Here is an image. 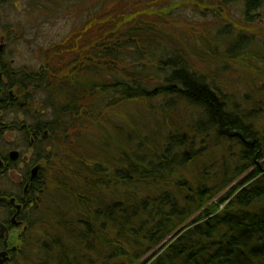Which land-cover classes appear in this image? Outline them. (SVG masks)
I'll list each match as a JSON object with an SVG mask.
<instances>
[{
    "label": "trees",
    "instance_id": "1",
    "mask_svg": "<svg viewBox=\"0 0 264 264\" xmlns=\"http://www.w3.org/2000/svg\"><path fill=\"white\" fill-rule=\"evenodd\" d=\"M241 2L246 20L264 6V0ZM99 12L93 24L102 18L103 34L91 42L95 29L83 21L56 45V58L46 73L15 71V80H8L10 86L0 96V123L12 115L11 130L19 129L15 104L23 98L35 121L30 131L47 133L45 140L32 145L31 161L40 169L28 191L32 207H26L23 241L29 246L22 247L35 249V262L29 264H264V112L231 103L178 54L134 57L142 41L137 32L153 25L140 16L146 11H120L107 21ZM228 23L222 29L231 33ZM248 45L244 36L232 39L229 59L250 53ZM123 56L132 69L152 62L165 74L162 84L146 88L143 79L130 72H124L131 76L127 80L116 78ZM0 68L4 70L1 59ZM107 74L113 76L109 81ZM161 97L170 100L160 112L172 120L179 103L188 107V126L168 127L163 136L145 132L136 142H119L115 153L108 151L110 144L103 146L94 153L92 168L77 155L76 181L50 170L57 157L54 150L68 146L67 129L75 122L101 129L104 113L117 103ZM83 99L86 106L81 105ZM9 130L0 124V137ZM79 181L80 186H72ZM67 199L77 203V222L51 209ZM46 210L55 211L53 233L42 219ZM51 216L45 218L52 222ZM75 234L82 252L62 242Z\"/></svg>",
    "mask_w": 264,
    "mask_h": 264
},
{
    "label": "rangeland",
    "instance_id": "2",
    "mask_svg": "<svg viewBox=\"0 0 264 264\" xmlns=\"http://www.w3.org/2000/svg\"><path fill=\"white\" fill-rule=\"evenodd\" d=\"M39 2V6L44 4L43 8L36 6L37 0H0V53L2 58L6 59L4 62L8 65L10 63L14 71L22 69L34 73L48 71V64L56 58L54 57L56 45L67 39L71 31L82 26L83 21H88V29L91 31L95 29V32H91L90 35V41L93 42L105 30L100 27L103 25L102 18L97 20L96 27L93 24V15L97 11L103 14L102 17H105L103 20L106 21L108 17L120 11L129 14L134 11H146L147 15L140 16L153 25H146L143 27L145 30L137 32V38L139 37L142 41L141 44L139 43L138 54L133 55L134 57L148 59L147 55L150 52L157 53L159 56H166L171 52L178 54L186 59L197 75L202 76L205 82L217 88L231 103L240 108L254 105L258 112H264V6L255 17L246 20L242 13L241 0L232 2L223 0H39ZM113 8L116 10L115 13ZM156 12L160 13V16L157 14L155 17ZM228 22H231L229 28L231 33H228V28L222 29L229 25ZM137 24L141 25V23ZM104 27L106 28V24ZM223 32L228 36H224ZM219 33L223 34L217 36ZM241 36L248 40L250 53L229 59L231 40L239 39ZM124 62L123 56L122 61L117 64L116 78L127 80L131 76L125 75L124 72H130L139 80L143 79L146 88L150 89L154 84H162L165 74L160 72L158 67L151 65L152 62L150 65L144 63L138 70L126 67L128 64L126 63L125 66ZM58 66L56 65L55 68ZM50 73L55 72L53 70ZM110 77L113 76L107 74L105 81L111 80ZM10 92L14 93V90ZM89 96L87 94L88 98ZM166 100L170 99L161 97L117 103L115 108L104 113L101 129L96 125H80L75 122L67 129L68 146L54 150L52 155L57 157L52 160L55 164L50 170L54 168L58 170L57 173L60 176L74 177L72 181H76L79 177L73 171L77 170V166H74L78 159L77 155L85 157L88 166L92 168L94 163L91 159L96 150L103 146L110 144L108 151L115 153L114 150L119 142H125L127 139L136 142V136H143L145 132H159V135L163 136L167 133L168 127L171 130L182 124L185 127L188 126L187 121L189 117L192 118V115L188 107L183 104L177 105L174 120L170 118L169 113L160 112V107ZM87 102V99H83L81 105L86 106ZM44 118L39 117V120L45 121ZM104 123L108 124L105 129ZM113 125L115 126L112 127ZM10 140L15 141V144L2 143L0 151L12 148L21 153L22 145L14 138V134L6 139L8 142ZM31 159L32 155L30 161ZM109 161L113 162V160ZM19 183L20 176L17 171L8 177L0 176V189L3 193L13 194L12 192L18 190ZM80 185L81 181L76 185L72 184V186ZM51 191L56 193L53 188ZM73 202L72 199H67L59 203L58 209L54 206L51 209L64 214L65 218H71L72 222H77L79 218L77 203L75 205ZM54 214L55 211L46 210L42 218L52 233L54 232ZM49 215H52V222L45 218ZM52 223L53 227L50 225ZM74 228L76 229L77 225ZM26 230L23 235L20 234L17 244L23 253L17 252L12 264L35 262L32 254L35 249L27 251L22 247L27 245L23 241ZM62 242L73 252L83 251V245L78 241L77 234L74 235V239L70 235L62 238Z\"/></svg>",
    "mask_w": 264,
    "mask_h": 264
},
{
    "label": "flooded vegetation",
    "instance_id": "3",
    "mask_svg": "<svg viewBox=\"0 0 264 264\" xmlns=\"http://www.w3.org/2000/svg\"><path fill=\"white\" fill-rule=\"evenodd\" d=\"M15 5V4H14ZM38 6V5H36ZM16 7V5H15ZM35 9V8H32ZM14 11V10H13ZM1 54V53H0ZM2 63L4 64V70L6 72H10L9 76L11 78L6 77V72L0 68V96L3 94V88L6 86H10L8 84V80L12 79L15 80L16 74L15 71L11 67L10 63L9 65L4 62L6 59H3ZM13 93L9 92L8 97L12 98ZM16 109H18V121H16V125H18L19 129L11 130L10 125H12L13 122V116L10 115L9 118L7 117L5 122H1V126H9L10 130L6 131L2 134V137H0V144H15V141L10 140V142L6 141V139L9 137V135L14 134V138L19 141V144L22 145V152H18L17 150H13L12 148L4 149V151H0V176H9L13 172L17 171L20 176V183L18 190L16 192L10 193H3L0 189V193L2 195L0 196V255H3V257L0 258V260H7L6 264H12L14 256L17 254V252H22V250L17 246L18 244V238L24 234V231L27 229L28 219L26 216V213L29 208L32 207V202H30L28 198V191L30 184L36 180L38 173H39V165H35L30 161V156L32 155V152L34 148L32 145L36 141L45 140L47 133L46 132H37V130L30 131V127L34 125L33 118L30 117L28 112V106L27 103L22 101H18V103L15 104ZM0 115H1V109H0ZM45 117V116H41ZM3 120V118H2ZM44 122V121H42ZM4 140L6 142H4ZM0 145V149H1ZM17 152L19 157L18 160L15 162H11L8 158V155L10 152ZM34 168H38L37 175L34 179H30L31 172ZM29 182V186L27 188V191H25V185ZM37 198V195L34 197L33 201H35ZM13 200V204H11L9 201ZM15 207H19L16 209ZM29 207V208H26ZM24 215L22 216V214ZM26 216V217H25ZM21 234V235H20Z\"/></svg>",
    "mask_w": 264,
    "mask_h": 264
},
{
    "label": "water",
    "instance_id": "4",
    "mask_svg": "<svg viewBox=\"0 0 264 264\" xmlns=\"http://www.w3.org/2000/svg\"><path fill=\"white\" fill-rule=\"evenodd\" d=\"M18 157H19L18 153L17 152H14V151L10 152L9 155H8V158H9V160L11 162L17 161L18 160ZM37 172H38V168H34L33 171L31 172V174H32L31 177H30L31 180L36 177ZM28 186H29V182L25 185V188H24L25 191H27ZM9 202L11 204H13L14 201L13 200H10ZM15 208L18 209L19 207H15ZM1 257H3V255H0V258ZM6 261L7 260H3V261L0 260V264H6Z\"/></svg>",
    "mask_w": 264,
    "mask_h": 264
}]
</instances>
